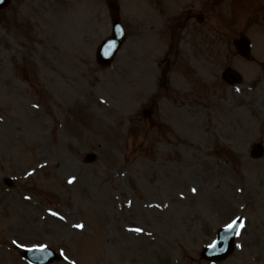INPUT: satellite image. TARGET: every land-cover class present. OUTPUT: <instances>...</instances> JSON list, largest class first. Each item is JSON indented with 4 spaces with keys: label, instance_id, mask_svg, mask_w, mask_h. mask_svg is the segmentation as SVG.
<instances>
[{
    "label": "rangeland",
    "instance_id": "1",
    "mask_svg": "<svg viewBox=\"0 0 264 264\" xmlns=\"http://www.w3.org/2000/svg\"><path fill=\"white\" fill-rule=\"evenodd\" d=\"M119 2L128 40L110 68L96 61L106 0L0 10V264H26L15 244L62 250L52 264H212L201 250L236 215L247 227L221 264H264L260 67L235 64L232 88L222 62L168 64L150 0L142 16Z\"/></svg>",
    "mask_w": 264,
    "mask_h": 264
},
{
    "label": "flooded vegetation",
    "instance_id": "2",
    "mask_svg": "<svg viewBox=\"0 0 264 264\" xmlns=\"http://www.w3.org/2000/svg\"><path fill=\"white\" fill-rule=\"evenodd\" d=\"M152 2L158 14L159 33L169 37L168 53L176 52L178 56L185 45L188 54L193 55L197 50L199 58L196 59L203 58L204 62L213 64H235L240 58L234 46L238 34L249 32L255 20L264 21V0L261 9L255 8L253 0ZM169 73L168 69L165 76Z\"/></svg>",
    "mask_w": 264,
    "mask_h": 264
},
{
    "label": "water",
    "instance_id": "3",
    "mask_svg": "<svg viewBox=\"0 0 264 264\" xmlns=\"http://www.w3.org/2000/svg\"><path fill=\"white\" fill-rule=\"evenodd\" d=\"M9 2L10 0H0V8L7 6ZM110 8L112 10L113 34L109 39L101 43L97 52L98 61L102 65H109L112 62L125 38V33L120 25L119 17L115 14L117 6L110 4ZM262 152L263 149L261 146L255 145L253 154L259 156ZM90 158H93V156H90ZM230 237L231 239L228 241L226 236L222 234L214 247L204 251V256L212 259L226 257L232 251L233 247V235Z\"/></svg>",
    "mask_w": 264,
    "mask_h": 264
},
{
    "label": "snow or ice",
    "instance_id": "4",
    "mask_svg": "<svg viewBox=\"0 0 264 264\" xmlns=\"http://www.w3.org/2000/svg\"><path fill=\"white\" fill-rule=\"evenodd\" d=\"M236 223H237L236 221H233L232 223L228 224L227 227L231 229V228L236 226ZM80 227H82V226H80ZM136 231H141V229H136ZM212 246L214 247L215 244H213Z\"/></svg>",
    "mask_w": 264,
    "mask_h": 264
}]
</instances>
